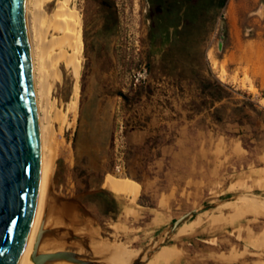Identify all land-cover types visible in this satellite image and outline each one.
Masks as SVG:
<instances>
[{
	"label": "rangeland",
	"instance_id": "rangeland-1",
	"mask_svg": "<svg viewBox=\"0 0 264 264\" xmlns=\"http://www.w3.org/2000/svg\"><path fill=\"white\" fill-rule=\"evenodd\" d=\"M57 1L44 2L48 16ZM68 1L69 10L81 19L80 70L74 76L70 69L62 67L61 79L50 94L47 109L55 141L52 146L60 151H56L52 168L53 191L65 199L78 200L85 209L83 214H74L71 208L68 216L76 215L91 225L95 239L121 241L123 246L140 251L139 257L145 259L139 264H181L158 263L159 251H175L183 238L192 242L198 233L208 238L233 227L251 228L262 234L264 246V183L233 188L224 194L186 193L191 185L177 177L174 164L167 162L161 170L155 163L160 147L180 135L177 124L169 116L168 123L164 122L160 100L154 97L152 105L156 108L151 113L144 111V102L149 103L151 95L162 94V76L170 74L181 79L212 74L206 58L208 44L230 43L235 37L256 38V33L264 32V15L260 12L264 0H228L220 11L208 8L202 22L192 29L190 22L198 17L197 12L189 11L185 23V9L178 3L165 16L163 5H151L149 0ZM165 24H170L169 41L162 44ZM236 31L242 35L229 34ZM220 78L227 79L225 71ZM236 80L234 76L232 81ZM151 118L157 122L148 128ZM145 128V141L133 143L130 132ZM119 162L124 166L122 174L115 169ZM106 178L135 184L131 181L134 180L143 185L135 199L117 196L102 186ZM250 198L257 200L263 214L237 215L235 204ZM194 210L198 212L172 230L174 221ZM61 213L51 202L48 219L57 218L61 223L58 226H62ZM192 222L194 227L187 234H178ZM51 226L54 225H47ZM193 245L185 247L191 249ZM65 250L78 248L65 245ZM247 251V264H264V247L253 250L248 246ZM80 254L105 264H121L99 251L81 248Z\"/></svg>",
	"mask_w": 264,
	"mask_h": 264
},
{
	"label": "crops",
	"instance_id": "crops-1",
	"mask_svg": "<svg viewBox=\"0 0 264 264\" xmlns=\"http://www.w3.org/2000/svg\"><path fill=\"white\" fill-rule=\"evenodd\" d=\"M256 34V38L235 37L230 43L208 44L211 75L181 79L164 75L162 94L151 95L149 103L144 102L145 113H151L156 108L152 98L159 99L164 122L171 118L177 124L180 135L160 147L155 163L161 170L167 162L174 164L177 177L191 185L186 193L224 194L233 188L264 183V32ZM222 71L227 74L225 81L220 78ZM245 74L248 79L244 80ZM234 76L236 81H232ZM156 122L151 118L148 128ZM148 128L131 131L130 140L142 144ZM131 181L141 189L142 183ZM262 243V234L251 228L233 227L208 238L198 233L192 242L183 238L181 246L171 251L175 254L172 261L247 264L248 246L261 250ZM185 244L194 245L190 249Z\"/></svg>",
	"mask_w": 264,
	"mask_h": 264
},
{
	"label": "water",
	"instance_id": "water-1",
	"mask_svg": "<svg viewBox=\"0 0 264 264\" xmlns=\"http://www.w3.org/2000/svg\"><path fill=\"white\" fill-rule=\"evenodd\" d=\"M222 44V41L219 42ZM31 53L24 0H0V264H17L26 246L37 204L40 140L32 84ZM46 218L53 202L62 211V226L43 227L31 254L34 264H105L76 250L39 252L44 240L89 252L93 227L74 214L85 209L76 199L54 193L49 181ZM191 211L172 224V230L195 215ZM142 256L133 264H139Z\"/></svg>",
	"mask_w": 264,
	"mask_h": 264
},
{
	"label": "bare ground",
	"instance_id": "bare-ground-1",
	"mask_svg": "<svg viewBox=\"0 0 264 264\" xmlns=\"http://www.w3.org/2000/svg\"><path fill=\"white\" fill-rule=\"evenodd\" d=\"M44 2L50 3L52 0H24L25 26L31 53L32 84L40 140V175L37 204L31 231L17 264H34L31 261V254L40 230L47 225L58 226L61 224L57 218H54V220L53 218H46L49 181L52 176L55 156H58V154L56 155L58 149L55 151L54 145L52 146L55 141L53 142L54 137L48 123L47 109L50 94L61 79L62 67L70 69L74 76L79 75L78 58L82 52V40L79 30L81 19L69 10V1L63 0V2H60L58 0L55 9L49 16L46 14ZM75 105L76 101L73 102V106ZM56 148H59V146ZM62 150L64 149L62 148ZM58 152L60 153L59 150ZM102 186L117 196H128L134 199L140 192L132 182L123 183L109 178L104 180ZM256 201L250 198L238 202V204H235V213L239 216L261 214L262 209L259 208ZM235 215L233 214V216ZM193 227V222L186 224L178 231V234H184ZM109 241L91 240L92 252L99 251L104 256L121 264H132L140 255V251L123 246L120 243L121 241L119 243ZM155 246L153 245V247ZM59 250H65V245L54 241L44 240L39 246V252H56ZM77 252L80 253L81 248H78ZM174 257L175 254L170 249L162 248L158 253L157 262L167 263L172 261ZM144 259L145 256L142 257V260Z\"/></svg>",
	"mask_w": 264,
	"mask_h": 264
},
{
	"label": "trees",
	"instance_id": "trees-1",
	"mask_svg": "<svg viewBox=\"0 0 264 264\" xmlns=\"http://www.w3.org/2000/svg\"><path fill=\"white\" fill-rule=\"evenodd\" d=\"M228 0H149V3L151 5H163L161 6V11L162 13L166 16L169 14V12H171V8L172 5L175 4H180L182 8H184V17L182 18L183 21H187V14L189 13V11H195L197 12V18H195L194 20H191V29L192 28H196L199 23L202 22V19L205 14L207 9H214L216 11H220L223 8H225L226 4H227ZM169 28H170V24H165L163 26V33H164V37L162 38V44H165L169 41ZM178 33L180 32L179 30L177 31Z\"/></svg>",
	"mask_w": 264,
	"mask_h": 264
},
{
	"label": "built area",
	"instance_id": "built-area-1",
	"mask_svg": "<svg viewBox=\"0 0 264 264\" xmlns=\"http://www.w3.org/2000/svg\"><path fill=\"white\" fill-rule=\"evenodd\" d=\"M116 172L122 174L124 172V166L122 162H119L116 166H115Z\"/></svg>",
	"mask_w": 264,
	"mask_h": 264
},
{
	"label": "flooded vegetation",
	"instance_id": "flooded-vegetation-1",
	"mask_svg": "<svg viewBox=\"0 0 264 264\" xmlns=\"http://www.w3.org/2000/svg\"><path fill=\"white\" fill-rule=\"evenodd\" d=\"M260 12H261V13H264V4H262V5L260 6Z\"/></svg>",
	"mask_w": 264,
	"mask_h": 264
}]
</instances>
